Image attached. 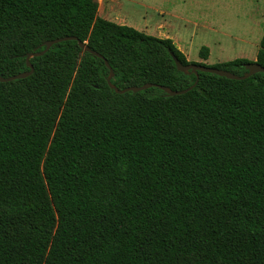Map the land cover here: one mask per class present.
I'll use <instances>...</instances> for the list:
<instances>
[{
    "label": "trees",
    "instance_id": "trees-1",
    "mask_svg": "<svg viewBox=\"0 0 264 264\" xmlns=\"http://www.w3.org/2000/svg\"><path fill=\"white\" fill-rule=\"evenodd\" d=\"M65 36L0 82V264H264V74L161 88L196 81L172 56L264 67V31L207 65L97 0H0V76Z\"/></svg>",
    "mask_w": 264,
    "mask_h": 264
},
{
    "label": "rangeland",
    "instance_id": "rangeland-1",
    "mask_svg": "<svg viewBox=\"0 0 264 264\" xmlns=\"http://www.w3.org/2000/svg\"><path fill=\"white\" fill-rule=\"evenodd\" d=\"M247 1L101 0L98 12L102 18L133 28L136 25L156 37L169 35L189 61L212 65L255 56L264 31L263 4L262 0ZM161 10L176 11L182 16L176 20L167 16L172 26L158 29L155 19ZM182 18L189 21H181ZM202 46L209 49L207 59L199 57ZM252 50L255 51L250 55Z\"/></svg>",
    "mask_w": 264,
    "mask_h": 264
},
{
    "label": "water",
    "instance_id": "water-1",
    "mask_svg": "<svg viewBox=\"0 0 264 264\" xmlns=\"http://www.w3.org/2000/svg\"><path fill=\"white\" fill-rule=\"evenodd\" d=\"M66 40H76V37H74V36H65V37L56 38V39H53V40L46 41L44 43V49L42 51L28 54V56L26 58V65L29 67V71L21 72V73H18L16 75H13V76H10V77H2V76H0V82L5 83V82H9V81L16 80V79H23V78L31 75L33 73V66L28 62V59L30 57H32V56L42 55L43 53L48 51L53 44L61 42V41H66ZM78 44L83 50L90 51L87 48L85 42L79 41ZM172 58L174 60V63H175V66H176L177 70L183 71V72H186V73L188 71H191L192 73H194L196 75V81L194 82V84L192 86H190L189 88H187L185 90H181V91L172 92V91H169L168 89H166L164 87H161L162 89L166 90L171 95L183 94V93L189 91L190 89H192L195 86V84L197 83V80H198V74L197 73H198V71L216 74L218 76L226 77V78L232 79V80L245 79V78H247L249 76H252V75H254L256 73H260V72L264 74V67H262L260 64H258L256 62H251V63L245 64L244 67L246 69V73H244L243 75H236L234 73H230V72L225 71L223 69H218V68H214V67H207V66H203V65H199V64L191 63V64H188V65H182L175 56H172ZM106 65H107L108 68H110L107 63H106ZM112 75H113V73L110 72V75H109V77L107 79L108 82H109L110 77ZM152 85L153 84H145V85H142L141 87H137V88H135V87L127 88L124 91H128V90H132V91L143 90V89L148 88V87H150ZM124 91H117V92H124Z\"/></svg>",
    "mask_w": 264,
    "mask_h": 264
},
{
    "label": "crops",
    "instance_id": "crops-1",
    "mask_svg": "<svg viewBox=\"0 0 264 264\" xmlns=\"http://www.w3.org/2000/svg\"><path fill=\"white\" fill-rule=\"evenodd\" d=\"M100 1L101 0H97V2H98V9H99V6H100ZM102 1H104V0H102ZM249 1V0H248ZM247 1V2H248ZM240 3H241V1H240ZM98 15H99V12H98ZM167 16H170L172 19H174V20H176L177 18H179V17H181L182 15L181 14H179L178 12H176V11H163V10H161V11H159V12H157V18L155 19L156 21H155V26L159 29H163L164 27H171L172 25H171V21L170 20H168L166 17ZM105 19V18H104ZM183 20H185V21H189V19H184V18H182L181 19V21H183ZM214 20H212L211 22H213ZM145 22H146V20H145ZM147 26H144V28H146ZM135 29H137V30H139V29H142V28H140V27H138V26H136L135 25V27H134ZM213 30L214 31H216L217 29L216 28H214L213 27ZM228 30V29H227ZM140 31V30H139ZM143 32V31H142ZM147 34V33H146ZM262 36V35H261ZM165 38H170L172 41H173V43L175 42V39H173L171 36H169V35H165L164 36ZM175 44V43H174ZM254 51L255 50H252L249 54L250 55H252V53H254ZM183 52V51H182ZM256 54H257V51L255 52V56L254 57H252V58H247L248 60H252V61H254L255 59H256ZM242 58H245V57H242Z\"/></svg>",
    "mask_w": 264,
    "mask_h": 264
}]
</instances>
